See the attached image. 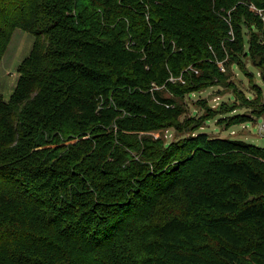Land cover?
I'll return each mask as SVG.
<instances>
[{
	"label": "trees",
	"instance_id": "1",
	"mask_svg": "<svg viewBox=\"0 0 264 264\" xmlns=\"http://www.w3.org/2000/svg\"><path fill=\"white\" fill-rule=\"evenodd\" d=\"M247 4L264 15V0H0V59L15 28L34 36L0 96V264H264V146L182 124L160 91L224 82L209 46L264 82ZM253 88L230 122L264 114Z\"/></svg>",
	"mask_w": 264,
	"mask_h": 264
},
{
	"label": "rangeland",
	"instance_id": "2",
	"mask_svg": "<svg viewBox=\"0 0 264 264\" xmlns=\"http://www.w3.org/2000/svg\"><path fill=\"white\" fill-rule=\"evenodd\" d=\"M249 9L256 15L260 16L264 22L263 10L254 4H247ZM233 9V8H232ZM226 22L230 26L229 34L232 36V28L230 22V10L226 13ZM245 48L248 46L249 32L244 27ZM34 41V36L25 30L15 28L6 45L4 53L0 59V96L4 100H8L12 94L18 78V66L23 59L29 54ZM258 42L264 46V27L258 31ZM213 55L218 70L226 74L224 82H214L213 84L194 90L190 93H185L183 96H173L163 85L160 91L163 96L172 98L183 109L179 116V121L182 124L185 122L197 121L198 118L206 117L205 121L198 128L202 132L210 136L229 137L232 139H241L243 141L264 146V135L257 133L258 123L260 118L253 117V120L246 122H230V117L237 114L251 115L250 109L245 107L235 90L240 91L243 95L252 97L255 94L253 84L260 87L264 98V82L261 80V69L258 65L251 62V59L246 56L242 60L244 67L239 68L238 65L230 63L226 68L224 60L217 58V53L213 47L209 46ZM224 48V47H223ZM225 50V48H224ZM227 59V57L225 58ZM193 71L199 74V69L189 65L184 68L178 77H170L171 82H181L182 73ZM235 103V104H234ZM230 110H223V106L232 105ZM190 126L180 129L176 126H165L155 131L149 132L153 137L161 138L165 143H170L174 140L191 134ZM196 130V131H198Z\"/></svg>",
	"mask_w": 264,
	"mask_h": 264
},
{
	"label": "built area",
	"instance_id": "3",
	"mask_svg": "<svg viewBox=\"0 0 264 264\" xmlns=\"http://www.w3.org/2000/svg\"><path fill=\"white\" fill-rule=\"evenodd\" d=\"M258 118H260V122L257 125V127H258L257 133H259L263 136L264 135V114H262Z\"/></svg>",
	"mask_w": 264,
	"mask_h": 264
}]
</instances>
